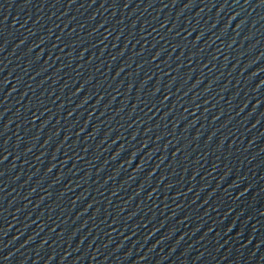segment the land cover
<instances>
[{
    "label": "water",
    "instance_id": "obj_1",
    "mask_svg": "<svg viewBox=\"0 0 264 264\" xmlns=\"http://www.w3.org/2000/svg\"><path fill=\"white\" fill-rule=\"evenodd\" d=\"M0 264H264V0H0Z\"/></svg>",
    "mask_w": 264,
    "mask_h": 264
}]
</instances>
